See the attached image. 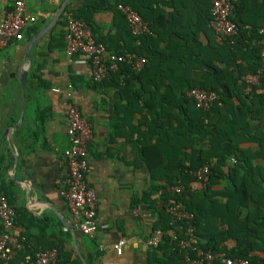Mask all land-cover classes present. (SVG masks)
Instances as JSON below:
<instances>
[{"label":"crops","instance_id":"1","mask_svg":"<svg viewBox=\"0 0 264 264\" xmlns=\"http://www.w3.org/2000/svg\"><path fill=\"white\" fill-rule=\"evenodd\" d=\"M149 1L155 2L168 20L166 38L170 36L172 44L188 38L211 49L221 44L211 24L202 22V14L209 7L205 0ZM240 1L238 17L242 21L250 26L264 22V0ZM85 2L26 0L27 11L37 22L26 30L22 41H13L0 50V194L5 191L12 199L17 210L13 234L26 238L31 251L60 247L73 264H154L152 248L144 241L159 226L162 205L159 195L147 197L153 186L152 173L140 166L141 142L149 141L141 134L146 130L140 125L144 117L129 112V105L132 109L142 105L133 100L123 102L111 86L94 83L89 57L70 58L66 54L65 15L68 11L80 14ZM115 2L110 0L112 8ZM14 4L15 0H0V23ZM112 8L94 17L98 36L107 43L116 38L119 25L124 24L121 13ZM131 44L125 39L121 45L129 48ZM28 53L33 65L24 97L19 73L21 67L29 68L23 64ZM238 61L244 69L252 63L246 54ZM12 73L16 76L11 79ZM68 93L94 129L87 174V183L97 198L99 229L94 239L83 235L61 195V182L68 172L64 152L70 146L65 114ZM255 124L264 134V113ZM246 148L249 153L259 150L256 144ZM179 153L180 149H175L176 156ZM153 154L152 145L147 144L146 155L151 159ZM232 165L228 162L229 167ZM225 186L222 182L214 190L219 194ZM235 205L229 203L230 208ZM123 238L128 244L118 256L111 247ZM99 246L106 251L101 253ZM232 246L234 242L228 243ZM260 257L264 260V253Z\"/></svg>","mask_w":264,"mask_h":264},{"label":"trees","instance_id":"2","mask_svg":"<svg viewBox=\"0 0 264 264\" xmlns=\"http://www.w3.org/2000/svg\"><path fill=\"white\" fill-rule=\"evenodd\" d=\"M116 1V5L122 3L136 10L150 24L153 34L133 37L125 16L115 5L113 8L121 13L124 24L119 25L116 38L111 42L100 38L94 17L112 8L110 0H86L80 14L74 15L91 26L95 38L109 51L121 55L133 52L148 60L139 72L128 64L121 65L120 72L102 84L117 90L121 101L133 100L142 105L133 109L129 105V112H138L144 117L140 125L146 130L141 134L149 141L141 142L139 158L143 164L140 166L142 171L152 173L153 186L147 197L159 195L162 205L156 229L165 235L161 245L152 248L154 264H185L178 241L189 238L190 226L194 228L197 247L203 252L230 259L242 258L254 264L264 262L260 257L264 253V134L255 124L264 113V73L251 94H246L247 85L243 81L245 76L257 74L263 66L264 38L260 30L264 22L250 26L242 21L238 17L242 4L237 0L239 3L235 1L231 17L238 27L237 35L221 38L222 45H216L217 49L194 38L175 45L170 36L166 38L170 26L155 2ZM207 2L209 7L202 14L205 25L212 20V4L210 0H205L204 4ZM125 39L131 41V47L121 45ZM244 54L252 61L247 69L238 61ZM195 88L220 94V103L209 112L197 109L187 95ZM147 144L152 145L154 158L146 155ZM250 144L258 145L259 150L249 153L246 146ZM175 149H180L178 156ZM187 151L190 153L186 154ZM231 158H236L237 163L229 167ZM208 163L214 166L205 189L179 197L173 195L174 186L192 187L196 182L194 173ZM222 182L226 186L217 194L214 188ZM2 193L15 208L8 193ZM175 198L184 211L194 215L192 221H176L167 212ZM231 202L236 204L234 208L229 207ZM174 235L178 241L174 240ZM230 242H234V246L228 247ZM31 247L27 241L26 248L18 251L11 264H31L35 259ZM57 264H73L60 247Z\"/></svg>","mask_w":264,"mask_h":264},{"label":"built area","instance_id":"3","mask_svg":"<svg viewBox=\"0 0 264 264\" xmlns=\"http://www.w3.org/2000/svg\"><path fill=\"white\" fill-rule=\"evenodd\" d=\"M52 2H64L67 0H51ZM212 4L211 27L214 32L224 39L232 38L238 33L237 25L231 20L235 10V0H210ZM117 9L125 16L131 34L135 38L152 35L150 24L134 10L130 5L117 4ZM66 21V54L72 58L75 55L89 57L92 67V80L95 83H103L110 80L115 73L120 72L121 65L128 64L134 71H141L148 64V60L136 53L117 54L107 49L104 43L99 42L94 35L93 29L85 21L77 19L73 12L68 11L65 15ZM37 22L36 17L31 15L26 8V0H15L13 10L0 23V50L7 47L13 41H22L27 29ZM264 38V27L260 30ZM263 62L262 68L257 74L248 75L243 78L247 85L246 94H251L255 86L260 84L264 73V40L261 51ZM58 92L59 90H55ZM188 98L193 101L197 109L209 112L221 101V95L203 89H191L187 93ZM67 135L70 140L69 148L64 152V164L67 166V176L61 182L63 189L62 197L65 199L69 211L83 235L94 239L97 235L99 224L97 220V198L94 190L87 183L89 172L88 149L94 139L93 126L83 117L79 106L72 100V94H67L65 107ZM231 164H236L237 159L231 158ZM214 163L202 166L194 173L196 182L192 187L177 185L171 188L174 196L188 194L197 191L198 187L205 189L206 182L212 174ZM167 212L176 221H192L193 214H189L182 208L181 204L173 200ZM149 216V213H145ZM17 211L13 208L6 195L0 194V264H11L18 251L26 248V238H19L13 234ZM164 233L155 229L144 243L150 248H158L163 242ZM188 239L178 241L179 251L183 256L185 264H254L249 260L237 258L230 259L224 255H213L203 252L197 247V239L194 237V228L190 226L187 231ZM128 244V239L123 238L111 247L118 256H122ZM101 253L106 249L99 246ZM33 251V250H32ZM35 259L31 264H57L59 261V250L49 248L34 250ZM30 264V263H24ZM258 264H264L260 261Z\"/></svg>","mask_w":264,"mask_h":264},{"label":"water","instance_id":"4","mask_svg":"<svg viewBox=\"0 0 264 264\" xmlns=\"http://www.w3.org/2000/svg\"><path fill=\"white\" fill-rule=\"evenodd\" d=\"M23 64H25V65H26V64H29V68H28V69H23V67H21V69H20V73H19V79H20V83H21V87H22L23 95H24V97H25L26 88H27V81H28V74H29V71H30V69H31V67H32V65H33V62H32V60H31V58H30V56H29V53L26 55ZM23 64H22L21 66H23ZM15 76H16L15 73H12V74L10 75V78L12 79V78H14ZM7 84H8V83H6V85H7ZM21 120H22V118H21Z\"/></svg>","mask_w":264,"mask_h":264}]
</instances>
